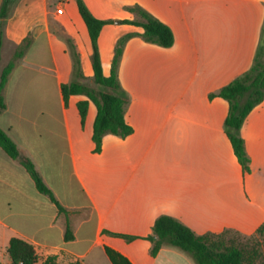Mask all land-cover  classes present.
<instances>
[{
  "label": "crops",
  "instance_id": "crops-1",
  "mask_svg": "<svg viewBox=\"0 0 264 264\" xmlns=\"http://www.w3.org/2000/svg\"><path fill=\"white\" fill-rule=\"evenodd\" d=\"M82 1L95 18L115 21L97 39L104 76L117 41L132 35L118 67L132 132L104 135L97 152L95 105L89 102L82 121L78 103L86 97L63 98L61 86L74 80L72 51L82 81L93 78L76 0H18L3 26L1 67L27 38L29 45L1 92L0 129L64 211L0 147V264L12 262V238L33 246L34 264L48 257L61 264H196L172 246L151 256L146 238L162 215L198 236L257 235L264 224V100L241 127L245 171L225 132L228 103L215 95L251 67L264 0ZM135 6L171 29V47L145 42L140 26L118 23L141 21L128 10Z\"/></svg>",
  "mask_w": 264,
  "mask_h": 264
},
{
  "label": "trees",
  "instance_id": "trees-1",
  "mask_svg": "<svg viewBox=\"0 0 264 264\" xmlns=\"http://www.w3.org/2000/svg\"><path fill=\"white\" fill-rule=\"evenodd\" d=\"M17 1L3 0L0 5V112L5 109L1 92L16 61L24 54L29 45V39L27 38L23 45L15 50L11 61L6 66L1 67L3 26ZM76 5L90 38L93 52L92 81L94 86H90L82 81L84 77L81 73L80 62L77 54L72 51L74 80L68 84H63L61 86V92L65 102L72 95L86 97V100L78 103L82 121L85 119L89 102L95 105L96 116L93 122L92 139L95 143V151L99 152L104 135L113 134L119 137H125L132 132V129L126 124L124 118V110L129 102V98L118 81V67L123 48L132 35L123 36L117 41L110 75L108 77L104 76L97 39L102 27L106 24H112L115 21L95 18L82 0H76ZM128 10L136 13L141 18V21H119L118 23H129L142 27L144 32L141 36L147 43L163 48H169L173 45L174 36L167 25L138 6L131 7ZM215 96L223 98L228 103V114L224 122L225 132L239 163L245 171H248L250 161L246 154L240 131L248 114L264 100V28L261 32L253 63L249 70L220 89ZM0 147L9 157L20 161L35 182L37 190L48 195L58 206V209L63 212L64 209L56 202L51 191L36 172L32 162L27 158L21 157L15 143L1 129ZM257 234H264V224L257 230ZM126 238L132 239V237ZM209 238L208 235L198 236L190 228L176 219L162 215L156 219L152 228V234L146 239L152 244L150 251L152 257H155L163 246H172L187 253L196 264H244L245 254L243 249L237 246H226L221 249L210 243ZM65 239H72L68 228ZM7 251L14 264H18L19 262L22 264H34L37 260L33 246L18 238H12L10 240ZM108 253L112 258V253L110 251ZM44 264L61 263H58L54 257H48ZM262 264H264V261Z\"/></svg>",
  "mask_w": 264,
  "mask_h": 264
},
{
  "label": "rangeland",
  "instance_id": "rangeland-1",
  "mask_svg": "<svg viewBox=\"0 0 264 264\" xmlns=\"http://www.w3.org/2000/svg\"><path fill=\"white\" fill-rule=\"evenodd\" d=\"M2 63L7 61L5 50L2 52ZM90 86H94L93 81L86 82ZM210 243L218 248L226 246H237L243 249L245 254L244 264H262L264 261V234H257L250 238L236 236L233 233H225L219 237H210Z\"/></svg>",
  "mask_w": 264,
  "mask_h": 264
},
{
  "label": "built area",
  "instance_id": "built-area-1",
  "mask_svg": "<svg viewBox=\"0 0 264 264\" xmlns=\"http://www.w3.org/2000/svg\"><path fill=\"white\" fill-rule=\"evenodd\" d=\"M57 12H58L59 14H61V13H62V9H58ZM11 264H14V263L11 262ZM18 264H22V263L19 262Z\"/></svg>",
  "mask_w": 264,
  "mask_h": 264
}]
</instances>
